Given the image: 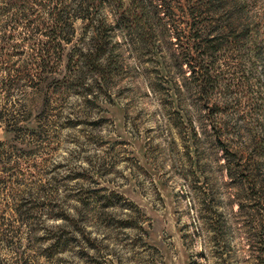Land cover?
Instances as JSON below:
<instances>
[{"label":"rangeland","instance_id":"374dc122","mask_svg":"<svg viewBox=\"0 0 264 264\" xmlns=\"http://www.w3.org/2000/svg\"><path fill=\"white\" fill-rule=\"evenodd\" d=\"M117 2L99 72L91 20L0 0V264H264V3Z\"/></svg>","mask_w":264,"mask_h":264},{"label":"trees","instance_id":"16d2710c","mask_svg":"<svg viewBox=\"0 0 264 264\" xmlns=\"http://www.w3.org/2000/svg\"><path fill=\"white\" fill-rule=\"evenodd\" d=\"M15 3H13L11 5V7H9L6 12H10L11 9L13 8L15 9L17 12L13 15L14 17L11 18L12 22H16L19 23L20 19L22 18H26V17H33L36 15L37 18L34 20H32L31 22L29 21V24L31 26L32 22H37L38 26L39 24L42 25V23L44 24L45 21L44 20H40L38 19V17L40 16L38 13V11L44 9L46 10L47 8L49 9V18L51 19L50 21H53V28L51 29L52 31V35L55 37H51L52 38V42L51 44H54L53 41H55V39H58L59 37L61 38V34L62 32H64L65 30H67L68 27H71L72 25V14L74 13V15H79V17H81L84 20H91L92 22V26H93V32L95 34V36L93 37L94 42L92 44H94L93 46H88L86 47V51L83 52L84 54H86L85 56L87 58H90V62L93 64V66L95 67L96 70H98L99 72L103 71V63L101 61V59L105 56V54L108 52V43H110L109 38L107 36V24L105 22V20L103 21H99L97 22L98 24L95 25L94 23V15H93V11L95 10V2L97 1L98 3L101 2V0H96L94 2V0H14ZM118 3V8H122L123 7V0H115ZM186 4H188L190 2V0H185ZM262 3H264V0H261ZM260 2V1H258ZM140 4V0H131V6H134V8H137V5ZM184 8V5H181V9ZM192 15V13H190ZM18 17V18H17ZM119 20V19H118ZM255 22L252 21V23L250 25H253ZM263 22H258L256 24L253 25V36L251 38L252 43H254L255 48L257 50H263L264 49V24H262ZM94 24V25H93ZM192 29V28H191ZM190 29V32H191ZM4 35L2 36V39L4 42L8 41L4 40V36H6L5 38H11L9 34L3 33ZM187 37V34H185ZM246 35V34H245ZM248 36V35H247ZM221 37V36H220ZM108 38V39H107ZM201 38L200 35L198 34H194L193 38H192V42H190L188 44V47L186 48V53H187V60H189V58L193 57V53L196 51V49H198L199 47H197L196 44V40ZM223 38V37H222ZM219 36L215 37H210V39H208V47H213V52H211V55H214V53H216V51H218L220 49V47L222 45H217L216 46L213 44L214 41L218 40ZM192 43V44H191ZM48 44V43H47ZM51 48H53V50H57L56 45H52L49 47V49H47V51L45 50V48L40 49L41 51H38L39 53V58L37 60V65L40 69L45 70L48 66V64L50 63V59L52 56L51 53ZM195 59V58H192ZM191 61V60H190ZM199 66V64H197ZM191 67H193V71L194 73L197 71V67L193 66L192 64H190ZM203 66V65H202ZM204 67V66H203ZM200 69V71L198 72V79H199V86H205V90L207 89V86L209 87L210 84H212L213 82H215L212 78V75L210 74V70L209 69H205L204 73H201V65L198 68ZM201 73V74H199ZM217 141L219 143V145L222 147V149L224 150V152L226 153V155H229V147L228 144L225 140H223L221 138V136L218 134L217 135ZM0 144H2V142H0Z\"/></svg>","mask_w":264,"mask_h":264}]
</instances>
